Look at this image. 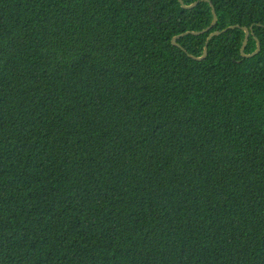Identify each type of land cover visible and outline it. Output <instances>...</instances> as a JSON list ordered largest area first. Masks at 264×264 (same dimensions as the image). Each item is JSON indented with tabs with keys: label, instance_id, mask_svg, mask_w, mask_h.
I'll list each match as a JSON object with an SVG mask.
<instances>
[{
	"label": "trees",
	"instance_id": "1",
	"mask_svg": "<svg viewBox=\"0 0 264 264\" xmlns=\"http://www.w3.org/2000/svg\"><path fill=\"white\" fill-rule=\"evenodd\" d=\"M208 1L0 0V264H264V0Z\"/></svg>",
	"mask_w": 264,
	"mask_h": 264
},
{
	"label": "water",
	"instance_id": "2",
	"mask_svg": "<svg viewBox=\"0 0 264 264\" xmlns=\"http://www.w3.org/2000/svg\"><path fill=\"white\" fill-rule=\"evenodd\" d=\"M179 1H180V3H181L182 7L185 8V9H188V10L193 9V8H195V7L198 5V2H196V3H193V4H191V5L188 6V5H185V3L183 2V0H179ZM205 1H208V0H205ZM208 2H210V1H208ZM213 13H214V20H213V24H212V26L209 27L208 29H206L205 31H202V32H193L194 35H200V34H202V33H204V32H207V31L210 30L211 28H213V26H214V25L216 24V22H217V14H216V11H215V8H214V7H213ZM243 30L245 31V40H244L243 46H242V48H241V53H242V55H243L244 57H246V58L254 57V56H256L257 54H259V52L261 51V43L258 41L257 50H256L254 53H252V54H250V55L245 54V50H246V46H247V44H248L249 38H250L251 34L253 33V28H252V27H251V28L243 27ZM225 31H226V30H225ZM221 33H222V32H214V33L210 34L209 37H208V39H207V41H206V45H205V48H204V54H203V56H202V57H199V58H198V57H193V58L196 59V60H198V61H202V60H204V59L207 57V54H208V45H209L210 40H211L214 36L220 35ZM187 34H188V33H185V34H183V35H181V36L175 37V38L173 39L172 43H173L174 45H178L177 40H178L180 37L185 36V35H187Z\"/></svg>",
	"mask_w": 264,
	"mask_h": 264
}]
</instances>
